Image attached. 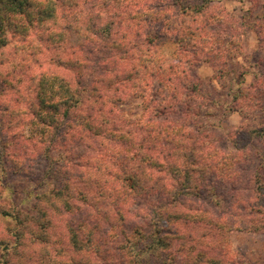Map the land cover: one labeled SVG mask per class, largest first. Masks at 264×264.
<instances>
[{
    "label": "trees",
    "instance_id": "trees-1",
    "mask_svg": "<svg viewBox=\"0 0 264 264\" xmlns=\"http://www.w3.org/2000/svg\"><path fill=\"white\" fill-rule=\"evenodd\" d=\"M250 1L260 11L247 12L248 24L264 47V0ZM207 4L0 0V112L21 113L27 132L22 146L0 139V178L23 174V157L47 162L45 188L27 209L0 195L15 238L0 237V264H229L232 231L264 233V121L235 128L233 147L217 145L209 120L222 96L196 73L212 62L206 52L227 59L233 38L210 42L221 40L220 19ZM167 40L179 46L176 60L160 53ZM256 68L231 94L246 119L264 111V60ZM25 79L29 101L16 98ZM121 94L143 100L133 125L115 115ZM180 221L209 224L218 238L184 241L193 235L174 230Z\"/></svg>",
    "mask_w": 264,
    "mask_h": 264
},
{
    "label": "rangeland",
    "instance_id": "rangeland-1",
    "mask_svg": "<svg viewBox=\"0 0 264 264\" xmlns=\"http://www.w3.org/2000/svg\"><path fill=\"white\" fill-rule=\"evenodd\" d=\"M207 2L209 11L214 12L216 15L218 14L220 19L219 22L216 20L217 23L213 27V35L215 34L214 37H220L219 39L221 40L219 41L213 37L214 39L210 42L222 44L224 41L233 37L228 45L230 46V58L212 59V51L206 52L201 55V57L207 55L211 58L212 62L202 60L196 67V73L199 78H201L205 87L209 88L210 85H213L222 96L221 98H217L216 96L215 99H217V101L211 110L213 116L209 120L215 126L213 131L214 138L222 139L217 145L233 147L231 140L233 139L232 131L235 128L243 123L249 128H258L261 127L260 123L264 121L262 115L264 111L256 110L253 115H250V117L246 119L243 114L235 110L234 101H231V94L239 85L249 84L253 81V74L257 71V63L264 60V47L260 45L255 32L250 28L248 23L251 17L247 15L249 10H252V12L256 14L259 13L260 9L254 6L250 0H207ZM242 15L245 20L244 23L241 24L239 17ZM209 31L211 30L209 29ZM236 41H238V43H236ZM237 44H240V47H238ZM234 45L235 49H233ZM178 47V44L174 40H167L160 48V53L170 60H176ZM236 47L239 51L236 50ZM240 51H242V53H238ZM4 53L6 55L10 54L11 50L9 48L4 49ZM3 59L6 60L5 57H3ZM6 66L7 62L4 65H0V70H5ZM223 67H227L228 71L224 72ZM216 69H220L223 72L218 73ZM67 74L70 76V73ZM19 76L21 77L20 74ZM218 77L222 84H224L223 88L221 87ZM16 89L15 91L19 89L21 93V97L18 95L16 97L17 99H23L25 101L33 99V85L28 83L27 79L17 84ZM3 105L4 100L2 98L0 99V107H3ZM143 107V100L141 97H135L132 96V94H121L119 105L114 107V111L116 117L124 118L130 121L128 124L133 125L135 121L142 117ZM25 130L26 126L23 122L21 113L14 111V113L10 115V113L3 114L0 112V139L7 134L13 135L11 145L16 146L19 143V145L22 146L25 139H21L19 142L16 141L19 138L17 137L18 135H27ZM242 137L237 141L238 144L245 143ZM3 148L4 147L0 145V149ZM29 157H23V162L25 163V171L23 174L13 173L3 180L0 178V195L5 198L10 195L11 197L15 195V197H18L17 201H24L25 199L27 203L22 202V207L25 208L26 205L28 206L30 204L36 192L44 190L45 187H42V183H44L46 177L45 171L47 168L46 161L38 159L36 156ZM7 161L8 163L6 166L9 168L23 167L22 165H14V161L11 158H7ZM251 169H253V165L247 168V174H244L245 181H247L249 175L251 176ZM0 175L3 177L1 172ZM13 187L15 189L14 191ZM10 227V222L5 219H0V237H3L1 241H6L7 243L15 241V238L11 235ZM144 228L148 230L150 227L147 226ZM173 228L179 233H183V235L185 233L193 235V238L189 239L186 235L184 237L182 236V240L184 241H200L206 243V241H212L213 238H218L215 229L209 224L205 225L203 223L197 224L192 221L189 223L180 221L174 223ZM175 241H180V237H177ZM228 241L227 260L229 264H264V233L234 230L230 233ZM193 251L194 254L198 253L197 249ZM2 252V246H0V261L3 260L1 256ZM10 263L11 262H9V264Z\"/></svg>",
    "mask_w": 264,
    "mask_h": 264
}]
</instances>
